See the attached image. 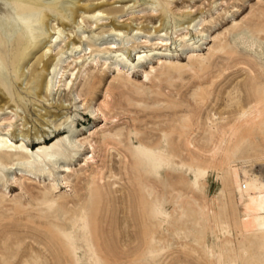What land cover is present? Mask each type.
<instances>
[{"label": "rangeland", "instance_id": "rangeland-1", "mask_svg": "<svg viewBox=\"0 0 264 264\" xmlns=\"http://www.w3.org/2000/svg\"><path fill=\"white\" fill-rule=\"evenodd\" d=\"M62 1L56 17L67 40L104 32L97 44L115 41L133 59L149 49L142 47L144 37H159L141 34L137 42L126 34L121 40L111 36L112 23L131 33L160 24L161 12L144 0H66V16L82 17L81 29L61 16ZM97 5L110 12L104 20L91 17ZM54 14L47 11L43 21ZM181 20L193 21L205 38L198 41L191 30L192 40L175 42L171 55L154 51L134 68L126 61L117 65L115 57L106 64L103 57L85 61L70 90L80 94L76 108L67 90L40 101L20 91L25 100L9 133L29 132L32 151L67 135L84 146L30 178L18 164L0 177V264H264L262 238L241 230V204L229 172L230 164L264 154V118L240 117L251 104L264 108V0H172L159 30ZM45 38H30L16 78L42 95L45 75L31 65ZM133 45L138 48L132 51ZM194 49L201 56L190 61ZM161 56L164 66L157 65ZM150 65L155 70L144 79ZM74 67L67 69L76 72ZM0 94L8 113L14 100L1 85ZM84 100L100 112L91 115L81 106ZM69 113L75 116L69 127L54 129ZM37 129L46 145L34 137ZM96 166L102 180L92 172ZM52 178L68 181V187L54 192Z\"/></svg>", "mask_w": 264, "mask_h": 264}, {"label": "bare ground", "instance_id": "bare-ground-1", "mask_svg": "<svg viewBox=\"0 0 264 264\" xmlns=\"http://www.w3.org/2000/svg\"><path fill=\"white\" fill-rule=\"evenodd\" d=\"M144 2L152 8V11L159 10L162 14L160 24L153 26V30L142 32L141 28L136 27L134 28L135 32L131 33L129 30L116 29L113 23L109 29L110 33H114L110 35L117 37L119 40L125 34L137 42H140V39L143 38V36H140L141 34L151 35L154 33L159 35V37L155 38L154 42L151 41V38L147 39L144 37L141 41L144 43H142V47L149 49L147 51H136L134 58L130 59L129 56L124 54L123 46L119 47L115 41L97 44L98 37L104 32L94 33L91 36L83 33L77 38L67 40L68 37L63 33L64 27L59 24L56 17L60 14L57 0H0V85L5 91V94H9L14 100V108L10 109L8 113H5L4 106L7 104V101H5L6 97L0 94V113H2V116L4 115L0 120V177H3L8 169H12L18 164L22 166L21 172H24L23 176L30 178L31 175L36 174L37 168L40 170L44 169L48 162H56L55 159L59 156L70 158L71 155L76 154L84 146L83 141L67 135L64 138H58L55 143H52L45 150L43 146H40L41 144H38L36 150L32 151L28 143L31 139L29 132L18 133L16 135H12V132L9 133L10 128L14 126L13 120L17 115L20 102L25 100V97L21 95L20 91L24 92L25 95L32 94L35 101H40L45 97L52 96L54 91L62 92L67 90L71 94L72 106L76 108L77 101L80 100V94L78 92L73 93L70 90L75 85L77 74L85 71V67L88 64L85 61L100 63L99 58L103 57L102 64H106L107 58L115 57L117 59V65L126 61L131 68H134L139 61L154 51H159L163 55H171L172 51L170 50V46L175 42L179 41L178 45H181V42L185 40L189 42L192 40L193 37H189L191 30H194L195 34L200 36L198 41L205 38V33L201 31V28H195V24L191 20H181L174 25H169V31L159 30L163 20L172 12V0H144ZM60 8L65 11V14L61 12V16L68 18L77 29H81L82 17L77 19L70 12L66 16V12L69 10V2L66 0L62 1ZM47 11L54 12L55 14L50 17V20L44 22L43 16ZM109 15L110 12L101 9L97 5L91 17L96 20H104ZM160 32L162 34H159ZM34 35L43 38L48 37L47 41L44 40L45 49L37 56L33 65H31L32 68L36 66V70H32V72L40 69L42 74L45 75L41 87L45 92L44 95L41 94L42 89L38 91L36 86L31 87L27 86V84L26 87H22L16 81V78L19 77L20 66L29 54L32 46L30 38ZM171 35L175 37L174 42L170 41L169 36ZM61 40L67 44L65 43L64 46L59 45ZM125 44H128V41ZM194 45L197 47V42ZM136 47L133 45L132 51ZM197 51L195 49L191 50L187 59L190 61L199 59L201 55L196 54ZM164 57L165 59L167 58V56ZM62 63H65V66H61ZM73 64L75 65L74 69L78 66L76 72L67 69V67ZM165 64L166 62L162 56L157 59V65L164 66ZM21 70H23V67ZM154 70L155 66L153 65L149 66L148 71L144 70V79H148L149 74ZM69 71L70 78H66L65 76ZM81 106L84 107L83 109L88 110L91 115L100 112L99 108L92 109L85 100L81 103ZM240 111V117L243 119L247 118L246 120H260L264 118V108L258 107L255 104H251L249 107L241 109ZM5 115L9 116L5 118ZM74 117V114L69 113V115L64 116L62 122L54 126V129L59 130V127L64 123L66 127H69ZM2 126H4L3 129ZM3 130L5 131L4 133ZM40 132L41 130L37 129L34 137L39 141L38 143L46 145L43 132L39 134ZM44 133L48 134L47 132ZM18 136H20L19 139H17ZM89 145L92 150L89 159L92 160L94 159L93 146L92 144ZM220 149L217 147L215 150ZM225 153L227 154V152ZM68 170V166L64 165L63 171ZM101 171L102 167L99 166H96L92 171L94 175L99 174V180H102L100 176ZM229 172L231 182L236 189V195L241 204V230L246 234L260 236L264 244V154L257 153L253 158H245L237 163L230 164ZM11 178L15 184H18L17 178ZM91 179L93 180V178ZM51 181V189L54 192H57L59 187H68L66 185L68 181L63 179L58 182V180L52 178ZM58 183L62 184V186H59Z\"/></svg>", "mask_w": 264, "mask_h": 264}]
</instances>
